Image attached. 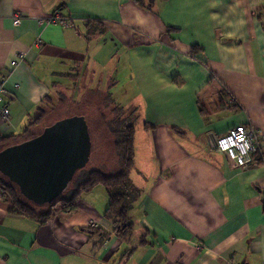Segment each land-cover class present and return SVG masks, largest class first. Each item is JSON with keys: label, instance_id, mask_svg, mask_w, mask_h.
<instances>
[{"label": "crops", "instance_id": "0c3cea01", "mask_svg": "<svg viewBox=\"0 0 264 264\" xmlns=\"http://www.w3.org/2000/svg\"><path fill=\"white\" fill-rule=\"evenodd\" d=\"M54 12L70 24L41 21ZM0 74V133L61 100L90 108L109 93L134 111L142 190L127 239L104 217V185L47 221L12 213L0 191V264H264V0H0ZM246 124L262 136L241 168L215 140Z\"/></svg>", "mask_w": 264, "mask_h": 264}, {"label": "trees", "instance_id": "16d2710c", "mask_svg": "<svg viewBox=\"0 0 264 264\" xmlns=\"http://www.w3.org/2000/svg\"><path fill=\"white\" fill-rule=\"evenodd\" d=\"M155 1L157 0H137V3L146 9H150ZM145 2L147 3L146 6ZM167 30L174 31L176 29L168 27ZM200 49L199 46H193L191 52L194 53ZM101 100L102 102L96 107L104 108L106 113H103H105V117H109V120L106 119L108 122L103 123V119L95 115L89 116L90 122L86 116L93 142L91 158L95 159L96 162L98 161L99 167L80 170L56 202L44 206H36L28 201L20 193L16 184L0 173L1 195H5L8 200H11L10 211L12 213L47 221L60 211L67 212L74 209L84 192L92 190L97 185H104L109 197V205L104 213L105 219L113 224V233L117 236L125 239L132 236L134 232L132 211L142 195V190L133 183L130 177V171L134 165V111L125 114L126 110L116 103L109 93ZM59 105H62L63 111L76 107L68 104L67 100H61ZM47 109L44 106L39 107V115L21 134L0 133V150L30 139L38 135L46 126L63 117L70 116L67 113L61 116L59 111L51 112ZM89 109L85 108L84 111ZM49 112L52 113L53 121L41 125L43 119H47ZM103 113L102 117H104ZM36 127L41 129L35 132ZM80 230L91 235H99L102 242L106 241L111 234L93 225L80 228Z\"/></svg>", "mask_w": 264, "mask_h": 264}, {"label": "water", "instance_id": "95a60500", "mask_svg": "<svg viewBox=\"0 0 264 264\" xmlns=\"http://www.w3.org/2000/svg\"><path fill=\"white\" fill-rule=\"evenodd\" d=\"M92 151L86 116L70 115L30 139L1 149L0 173L34 205H52L86 167Z\"/></svg>", "mask_w": 264, "mask_h": 264}, {"label": "built area", "instance_id": "2783aa9c", "mask_svg": "<svg viewBox=\"0 0 264 264\" xmlns=\"http://www.w3.org/2000/svg\"><path fill=\"white\" fill-rule=\"evenodd\" d=\"M20 21L21 15L16 13L14 16L15 24H19ZM41 21L61 26L70 24V18L60 12H54ZM21 57H23V54ZM16 64V60L11 61L12 66ZM6 82V77L0 74V117L2 118H9L10 116L9 107L4 102ZM261 136V132L252 124L238 125L219 135L215 140V148L218 152L225 154L235 166L248 168L254 164V155L260 150Z\"/></svg>", "mask_w": 264, "mask_h": 264}, {"label": "rangeland", "instance_id": "374dc122", "mask_svg": "<svg viewBox=\"0 0 264 264\" xmlns=\"http://www.w3.org/2000/svg\"><path fill=\"white\" fill-rule=\"evenodd\" d=\"M76 98H78V95H76L75 96V99ZM95 107V108H94ZM100 106H98V107H96V105H94V106H90V109L89 110H86V111H84V109L86 108H88L87 106H83V105H80V106H76V107H74V108H72V109H69V110H66V111H59V115H61V116H63L65 113H67V114H70V115H75V114H82V115H84V116H87V118H88V120L90 121V118H89V116L91 117V116H98L99 118H101V119H103V123H107L108 121H106V119L107 120H109V117H105L104 116V114L106 113L105 111H104V108H99ZM103 112H105V113H103ZM60 113H62V114H60ZM93 113V114H92ZM95 113V114H94ZM102 113H103V116L104 117H102ZM53 121V119L52 120H50V121H48L47 123H50V122H52ZM91 122V121H90ZM92 157V156H91ZM95 167H99V164H98V161L96 162L95 161V159H90V161L88 162V164L86 165V169H93V168H95ZM133 181V180H132ZM134 183V182H133ZM135 184V183H134ZM136 185V184H135ZM137 186V185H136ZM138 187V186H137ZM141 189V188H140ZM44 208V207H43ZM43 210V209H42Z\"/></svg>", "mask_w": 264, "mask_h": 264}, {"label": "flooded vegetation", "instance_id": "af4514ba", "mask_svg": "<svg viewBox=\"0 0 264 264\" xmlns=\"http://www.w3.org/2000/svg\"><path fill=\"white\" fill-rule=\"evenodd\" d=\"M95 152H97V151H95Z\"/></svg>", "mask_w": 264, "mask_h": 264}]
</instances>
